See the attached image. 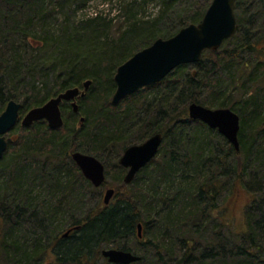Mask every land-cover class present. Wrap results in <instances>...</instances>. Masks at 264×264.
<instances>
[{
    "label": "trees",
    "instance_id": "obj_1",
    "mask_svg": "<svg viewBox=\"0 0 264 264\" xmlns=\"http://www.w3.org/2000/svg\"><path fill=\"white\" fill-rule=\"evenodd\" d=\"M94 1L0 0V115L11 100L22 101L24 115L91 81L77 114L63 107L60 130L44 121L20 127L29 135L0 161V264H112L102 256L109 248L139 255L133 264H264V0H238L234 38L148 87L155 93L151 100L136 93L122 101H132L123 113L112 112L109 104L118 67L157 39L200 23L213 0L198 8L189 7L190 0H119L117 18L124 21L115 38L114 20L103 15L85 14L74 23L66 14L58 24L52 19L53 11L68 6L84 11ZM155 2L157 18L144 17ZM232 41V48H224ZM207 63L212 69L203 75ZM36 88L43 97H31ZM192 103L236 112L240 149L191 120ZM138 134L139 143L131 145L162 134L159 154L129 186L120 157L112 160L119 182L106 206L107 182L93 187L72 154L96 157ZM63 159L75 173L65 170ZM80 181L101 192L90 210L89 203L79 208ZM239 182L254 199L245 211L246 229L238 233L225 231V203Z\"/></svg>",
    "mask_w": 264,
    "mask_h": 264
},
{
    "label": "water",
    "instance_id": "obj_2",
    "mask_svg": "<svg viewBox=\"0 0 264 264\" xmlns=\"http://www.w3.org/2000/svg\"><path fill=\"white\" fill-rule=\"evenodd\" d=\"M238 0H213L202 21L190 24L169 39L159 38L151 46L138 51L128 61L118 67L115 82L117 90L112 99V105L117 106L128 96L162 82L177 67L186 64H196L203 58L206 51H218L223 42L233 38L238 31L236 7ZM91 81L84 83V91L72 88L50 99L41 107L30 110L22 120L24 127H31L37 121L47 120L51 129L63 127L64 118L61 103L73 101L74 111L78 112L76 98L84 97ZM81 94V95H80ZM21 104L10 101L5 111L0 115V159L7 149L6 133L13 130L19 122ZM188 114L192 120L200 121L211 129L218 130L238 151L240 149L239 132L240 116L229 108L211 109L201 104L192 103L188 106ZM83 122V119L81 120ZM163 135L156 134L139 145L128 147L119 164L128 168L124 177L125 184H131L136 175L148 166L159 154L163 143ZM86 179L95 187H101L105 182L104 164L93 156L75 152L72 155ZM115 195L113 188L104 195V203L109 205ZM71 231L64 237H68ZM142 224L138 225V237H143ZM102 256L112 264H132L141 257L122 249H104Z\"/></svg>",
    "mask_w": 264,
    "mask_h": 264
},
{
    "label": "rangeland",
    "instance_id": "obj_3",
    "mask_svg": "<svg viewBox=\"0 0 264 264\" xmlns=\"http://www.w3.org/2000/svg\"><path fill=\"white\" fill-rule=\"evenodd\" d=\"M127 1L129 2V0H127ZM130 1H132V0H130ZM204 1L205 0H190V3L188 5H189V7H191L193 4V8H198L199 6H201V4L204 3ZM119 2H120L119 0H95L84 11L79 10L80 12L78 10H77L78 11L77 12L76 8H74L73 6L72 7L68 6L67 9H62L63 12L61 9H58V10H60L61 13H57V11H55V12L53 11L52 19H53V21H54V19H56L55 23L57 22V24H58L59 19L61 21L64 14H66V16H68L70 18L71 23H74L75 19H76V21H78L79 17H83L85 14H86V16L87 15L95 16L97 14L103 15V16L107 17L108 19L111 18V20H114L113 21V26H114V28H113V35L114 36L113 37L115 38L118 35L116 32L117 28H119V26L121 25V23H122L121 21H124V19H122V18H117L119 15V12H121V11H118V8H117V4L120 5ZM158 9H159V4H157L156 2L151 3L150 5H148L146 7V15L144 17H146V18H157V13H158L157 10ZM139 17L141 18L142 15ZM114 18H117V19H114ZM235 43H236L235 41L229 42L225 45L224 48H226V49L232 48L235 45ZM229 66L233 67L231 65H229ZM211 69H212V64H208V63L205 64L203 69H202L203 75L206 72H209ZM193 71H196V69ZM26 81L30 82L31 80L26 79ZM32 83L33 82H31L30 85H32ZM41 85H42V82L38 85L35 84V86L36 87L39 86V88L41 87ZM146 95H147V97H144ZM154 95H155L154 89L147 87V88L143 89L141 92H138L137 96L140 98H147V99L151 100L154 97ZM247 95H248V93H247ZM247 95L244 97V99L247 98ZM43 96H44V93L37 88L35 89V92L31 93V97L33 99L41 98ZM86 102H87V99L82 103L86 105ZM111 102H112V98L110 99V102H109L110 106H112V112L123 113V111L128 110L127 107H128V105L131 104L132 101H128L126 103L119 104L118 107L113 106ZM238 102L239 101H237L236 103L238 104ZM21 103H22V101H21ZM241 104H244V103H241V101H240L239 105H241ZM20 127H21V125L19 124V127L16 129H20V130H18V131H16V129L14 130L15 132H13V134H12L13 136H15L14 138L18 137V139H19L23 136L29 135V132L25 131L24 129H21ZM193 128H197V127L195 126ZM215 131H217V130H215ZM139 136H140V134H138V136L130 135V137H128V138L124 137L121 139V141H119L120 143L118 145L114 146L113 148H110V150H107V152H105V154L97 152L96 157L100 158L101 160L103 159L104 161H106V163H109V166L106 167V169L109 170L110 166H111L110 162L112 160L117 159L118 157H121L123 155L125 149L127 147H129L128 145H131V143L132 144L139 143V141H140ZM17 143L18 142L13 144L12 149L17 146ZM123 146H125V147H123ZM71 164H72V162H70V160L63 159V165H65V170H68V171L70 170L73 174V173H75V170L73 169V166ZM110 171H111V174L108 175L106 178L107 187L105 188V190L109 187H112V188L116 187L118 182H119L117 180V178H115V176H116L115 172L116 171L114 170V168H111ZM248 179L245 178V180H247L245 182H248ZM241 184L242 183H240V182L236 183V194L233 197L230 196L228 198V200H226V203H225V205L227 206L226 207V221L228 223V226L225 227V231H228V230L231 231L232 230L234 232L239 233V232H243L246 229L245 211H246V208L249 206V204L254 199V195L252 192L247 190L248 188H246V187L244 188ZM250 184H251L252 188L256 189L252 185V183H250ZM127 186H129V185H127ZM78 189H79V193L82 195V199L84 198L83 201L81 200L79 208L82 207V204H84L83 208H85L89 203L88 210H90V208L94 206V204H93L94 201H97V199L100 196L102 197L101 192H100V196H99V194L95 193L94 191H92L89 188L87 181L86 182L80 181L78 184ZM123 191L125 194L127 192L130 193L129 189H125ZM103 195H104V193H103ZM102 200H103V197H102ZM222 203H223V201H222ZM128 245L133 246L134 243L131 242Z\"/></svg>",
    "mask_w": 264,
    "mask_h": 264
},
{
    "label": "flooded vegetation",
    "instance_id": "obj_4",
    "mask_svg": "<svg viewBox=\"0 0 264 264\" xmlns=\"http://www.w3.org/2000/svg\"><path fill=\"white\" fill-rule=\"evenodd\" d=\"M79 102H80V99H78L77 100V103L79 104ZM80 106V105H79ZM63 107H68V108H71L72 110H73V112H74V108H73V106H72V102H68V101H64L63 103H62V107H61V110L63 109ZM78 110H79V108H78ZM79 112V111H78ZM78 112H74V113H78ZM21 118V117H20ZM19 125V124H18ZM17 127H15L13 130H11V131H9L8 133H6L5 135H4V137H5V139H6V141H7V149H6V152L4 153V156L2 157V159H0V161L1 160H3V158L6 156V154H8L9 153V151L11 150V148H12V146H13V144L14 143H16L17 142V140H18V137L17 138H14L15 136H13L12 134H13V132H15L14 130L16 129ZM0 137H1V135H0ZM127 171H126V173L129 171V169H126ZM106 188V187H105ZM105 191V190H104Z\"/></svg>",
    "mask_w": 264,
    "mask_h": 264
}]
</instances>
